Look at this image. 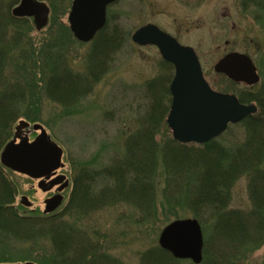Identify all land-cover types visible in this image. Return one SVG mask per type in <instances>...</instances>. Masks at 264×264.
Listing matches in <instances>:
<instances>
[{"label":"trees","instance_id":"trees-1","mask_svg":"<svg viewBox=\"0 0 264 264\" xmlns=\"http://www.w3.org/2000/svg\"><path fill=\"white\" fill-rule=\"evenodd\" d=\"M241 1L243 8L260 4L257 0ZM11 5L0 1V150L14 136L16 119L36 123L40 96L62 108L74 107L100 80L109 57L124 40L117 26L109 27L107 18L90 41L85 64L80 71L74 70L65 47L67 26H62L65 44L47 33V39L37 46L30 37L29 19L13 17ZM162 65L171 68L165 61ZM165 81L147 82L153 88L159 85L162 92L151 94L149 106L135 120L138 128L123 141L122 154L96 170L79 167L61 212L22 214L7 208L18 186L0 172V233L26 240L47 235L58 262L38 254L37 264H123L110 258L63 216L77 213L86 218L91 209L104 203L121 202L135 210V223H152L160 204L166 213L175 207L187 208L202 232L205 230L200 264H245L241 258L244 251L256 250L264 243V101L250 91L238 93L240 102L255 101L258 106L257 113L241 121L245 137L240 143L226 145L216 139L203 144H181L171 138L161 141L155 135L168 110L162 105L163 97L169 98ZM24 107L30 108L31 114L24 112ZM242 176L248 179L249 206L230 207L231 188ZM99 181L104 183L93 189ZM3 259L0 262H5ZM181 263L156 246L141 252L137 264Z\"/></svg>","mask_w":264,"mask_h":264},{"label":"rangeland","instance_id":"rangeland-1","mask_svg":"<svg viewBox=\"0 0 264 264\" xmlns=\"http://www.w3.org/2000/svg\"><path fill=\"white\" fill-rule=\"evenodd\" d=\"M0 1L2 5L12 4L11 12V8L19 0ZM40 1L45 2L49 8L47 22L36 29L29 19L32 25L30 37L37 46L44 38L47 39V33L53 39L56 37L60 43L67 38L65 47L71 66L80 71L85 64L84 54L88 51L90 42H80L71 35L66 15L71 0ZM257 1L258 4L260 2L259 6L245 8L242 7L241 0H117L107 6L105 13L106 19L110 18L111 21L109 27L117 26L124 34V40L109 57L100 80L93 84L92 90L74 107L62 108L44 95L40 96L37 105L36 123L61 148L62 167L57 173L66 175L70 182L64 190L63 203L56 212L66 205L72 190V179L79 167L87 166L90 170H96L108 164L114 156L122 154L123 141L138 128L135 120L149 106L147 102L151 94L162 92L159 85L153 88L147 82L156 83L168 79L165 82L169 85L173 69L162 65L163 60L157 48L152 45L138 46L130 40L131 32L138 26L147 22L154 23L174 35L181 43L190 45L198 57L203 77L212 89L231 93L236 97L240 92L250 91L260 95L264 101V0ZM63 25L68 28L66 38L62 33ZM235 50L247 54L254 63L259 80L253 85L235 83L213 70L215 61ZM26 95L29 96V93L26 92ZM168 99L170 101V96L163 97L162 105L169 108ZM22 110L31 114L28 107ZM19 120L24 119H16L14 125ZM27 124V129L21 130V135L30 131L29 139H32L38 131L32 130L34 122L28 121ZM243 128L241 122L229 124L215 139L226 145L240 143L245 137ZM155 138L161 141L171 138L166 123L159 128ZM0 172L18 186L14 193V203L19 204L21 195H26L27 200L32 202L30 207H18V212L35 214L43 210V198L48 193L37 187V180L22 174H12L4 168ZM157 177L161 178V175ZM235 181L231 188L230 207H248V179L242 176ZM103 183L96 182L92 188L98 190ZM79 191V188L76 189V192ZM135 213L125 203L107 202L91 209L86 218L71 213L69 217L64 215L63 219L84 231L88 235L85 236L101 246L110 258H116L123 264H137L141 252L158 245L157 235L165 224L173 219L193 218L187 208L175 207L172 213H166V207L160 204L152 223H135ZM202 234H205V230ZM51 243L47 235L26 240L1 232L0 258H5V262L0 264H23L27 260L33 262L38 254L51 262H58ZM241 258L245 264H264V243L256 250L246 249ZM181 264L191 262L185 260Z\"/></svg>","mask_w":264,"mask_h":264},{"label":"water","instance_id":"water-1","mask_svg":"<svg viewBox=\"0 0 264 264\" xmlns=\"http://www.w3.org/2000/svg\"><path fill=\"white\" fill-rule=\"evenodd\" d=\"M115 0H72L67 15L68 27L75 39L87 42L105 22L106 6ZM48 7L37 0H19L12 8L16 17H33L36 29L47 22ZM132 42L138 45H154L164 61L173 65V77L169 83L171 96L169 110L165 118L172 138L180 143H205L221 134L228 123H237L256 112L253 103H242L231 94L212 89L203 77L195 51L179 44L173 37L157 26L147 23L131 34ZM216 73H221L236 83L252 85L259 80L256 68L245 53L232 51L224 54L213 65ZM20 121L17 132L26 127ZM40 133L31 142L24 138L19 143L9 140L0 152V162L13 171L26 174L34 179L48 177L61 166V148L48 139L39 124L32 126ZM65 176L60 174L38 187L60 183ZM67 185L64 180L58 189ZM45 189V188H44ZM55 194L45 200V211H52L61 202ZM22 202L29 205L26 197ZM158 236V245L174 258L190 259L194 264L202 259L203 237L200 224L195 218L174 219L163 226ZM24 264H33L25 262Z\"/></svg>","mask_w":264,"mask_h":264},{"label":"flooded vegetation","instance_id":"flooded-vegetation-1","mask_svg":"<svg viewBox=\"0 0 264 264\" xmlns=\"http://www.w3.org/2000/svg\"><path fill=\"white\" fill-rule=\"evenodd\" d=\"M190 1V0H189ZM147 23H151V22H147ZM146 24V23H145ZM151 24H154V23H151ZM154 25H156V24H154ZM160 30H162V28H160L158 25H156ZM162 31H164V32H166L167 34H169L170 36H172L173 38H174V40H176L177 42H179L181 45H185V46H189V47H191L190 45H188V44H184V43H181L179 40H178V38H176L174 35H172L171 33H169L168 31H166V30H162ZM192 48V47H191ZM56 174H59V173H56ZM55 174H53V175H50V176H48L47 178L45 177L44 178V181L45 182H47L48 181V179H51L52 178V176H54ZM45 186V185H44ZM41 191H43V192H47L48 194L43 198V200H45L46 198L48 199V197H50L51 195H54V194H57V193H60L62 196H63V198H64V189L62 190V191H58V188H57V185H55V186H53V187H51V188H49V189H47V190H41ZM14 194H13V196L11 197V201L12 202H10L8 205H7V208H10L11 210H14L15 212L17 211L18 212V203L16 204V203H14ZM21 197V196H20ZM21 200H19L18 202H20ZM21 204V203H20ZM23 205V204H22ZM24 206V205H23ZM23 213V212H22ZM30 213V212H29ZM29 213H26V214H29ZM24 214V213H23ZM48 214H51V213H48ZM53 214V213H52ZM55 214V213H54ZM185 260H187V261H189L190 262V259H184V261ZM35 264H37L36 262H35Z\"/></svg>","mask_w":264,"mask_h":264}]
</instances>
